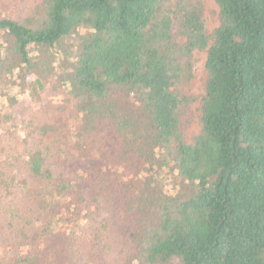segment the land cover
<instances>
[{
  "label": "trees",
  "instance_id": "trees-1",
  "mask_svg": "<svg viewBox=\"0 0 264 264\" xmlns=\"http://www.w3.org/2000/svg\"><path fill=\"white\" fill-rule=\"evenodd\" d=\"M213 1L0 0V264H264V0Z\"/></svg>",
  "mask_w": 264,
  "mask_h": 264
},
{
  "label": "rangeland",
  "instance_id": "rangeland-1",
  "mask_svg": "<svg viewBox=\"0 0 264 264\" xmlns=\"http://www.w3.org/2000/svg\"><path fill=\"white\" fill-rule=\"evenodd\" d=\"M204 2V17L207 25V29L210 33L214 31L219 26V10L217 5L213 0H203ZM207 54L206 52H195L194 54V81L192 85L187 88V92L190 91L191 94L196 98V101L191 105L185 119L184 125L186 128V139L189 143L193 142L194 138L199 135L201 131L200 124V100L205 93V81H206V71L205 62ZM25 88L22 86H14L7 89H2L0 92V98L10 99L18 94H26V97L30 96V90L23 92ZM27 90V89H26ZM173 193V192H172ZM55 242L52 239H48L46 245H53ZM50 247L48 246L44 250L39 251L38 254H42L43 260H48L47 255L49 253ZM9 263L10 262H5ZM4 263V264H5Z\"/></svg>",
  "mask_w": 264,
  "mask_h": 264
}]
</instances>
